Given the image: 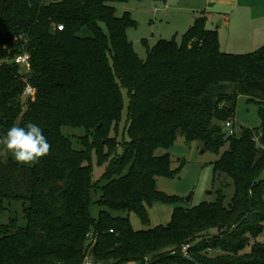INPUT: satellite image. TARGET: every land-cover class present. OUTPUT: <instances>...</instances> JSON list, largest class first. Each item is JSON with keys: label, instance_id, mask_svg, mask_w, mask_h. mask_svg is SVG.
I'll use <instances>...</instances> for the list:
<instances>
[{"label": "trees", "instance_id": "1", "mask_svg": "<svg viewBox=\"0 0 264 264\" xmlns=\"http://www.w3.org/2000/svg\"><path fill=\"white\" fill-rule=\"evenodd\" d=\"M122 1L0 0V136L20 117L28 85L34 101L18 125H39L51 145L21 165L0 144V264H83L91 242L94 264H145L148 255V264H264V243L255 242L264 231V46L223 53L200 17L180 45L160 40L141 60L126 38L134 21L111 5ZM22 54L30 65L24 76L13 62ZM121 88L128 141L117 154L109 128L121 115ZM240 95L257 105L261 127L228 136L224 123ZM62 127L84 128L92 145L74 150ZM178 136L220 155L213 171L231 180L234 196L176 206L167 225L135 231L130 213L147 227L148 206L178 202L156 184L177 175L167 150ZM91 148L99 162L108 150L102 181L91 179ZM92 192L103 208L96 219Z\"/></svg>", "mask_w": 264, "mask_h": 264}, {"label": "rangeland", "instance_id": "2", "mask_svg": "<svg viewBox=\"0 0 264 264\" xmlns=\"http://www.w3.org/2000/svg\"><path fill=\"white\" fill-rule=\"evenodd\" d=\"M169 1L125 0L111 4L117 17L122 16L126 12L129 13L134 21L135 26L127 29L126 38L132 43L134 52L141 60L146 59L147 48H152L160 40L170 41L174 39L175 43L180 45L182 36L191 23V18H199L202 13H208L211 11V9L208 11L207 8L209 4L216 2V0H181L176 6L169 7ZM219 21L223 22V19L218 18L215 20L213 16L206 23V28L216 31L218 47L221 52L243 55L256 52L264 46V0H238V8L231 16L228 27L220 25ZM244 24L246 29L245 26L243 27ZM100 26L106 32L105 26L102 24ZM80 36H89V33L86 29H83L80 32ZM22 69L23 67L19 66V75H23ZM121 95V115L117 122L112 123L109 128L110 136L119 144L116 147L117 154H121V144L128 141L126 129L128 96L124 88H121ZM32 97L25 98L23 94L19 97L22 108L21 115L14 125H18L24 113L28 111L29 104L34 101ZM258 113V107L255 103H249L244 96H238L232 119L235 133H239L241 128L259 129L261 127V119ZM224 130L226 132L225 128ZM61 132L68 137L74 150L84 149L87 144L89 146L92 145V137L88 135L84 128L62 127ZM167 151L172 161L171 169H178L177 175L172 179L157 178L156 184L160 191L170 197H176L178 202H158L148 206L146 208L149 221L147 227L142 224L135 214L130 213L128 216L129 223L135 231L167 225L176 206L181 207L183 210H189L203 203H211L218 197H223L224 203L227 204L234 196L231 180L223 175L215 174L213 171L212 163L218 160L220 155L211 152L204 153L201 143L198 141L186 145L180 136ZM89 153L91 179L93 181H102L109 157L108 150H102L103 160L101 162H99L97 151L94 148H91ZM156 154H163V150H158ZM98 199L99 194L97 192L90 194L89 212L93 219H96L99 211L103 210L96 203ZM262 200L264 201V194L262 195ZM122 215L124 214H118L117 216ZM11 217L14 218V215L9 212L5 213L2 218L6 222ZM255 242L264 243V231ZM251 245H253V241H250ZM93 246L94 243L91 242L88 247L87 253L90 260H93L91 254ZM249 250L250 248H247L245 252H249ZM181 253H183V257L187 261H192L191 256L186 254L183 248ZM214 253L216 251L208 252V255L211 257ZM201 254L203 255V253ZM151 256L148 255L144 258L145 264L149 263Z\"/></svg>", "mask_w": 264, "mask_h": 264}, {"label": "clouds", "instance_id": "3", "mask_svg": "<svg viewBox=\"0 0 264 264\" xmlns=\"http://www.w3.org/2000/svg\"><path fill=\"white\" fill-rule=\"evenodd\" d=\"M0 144L21 165L33 164L48 155L49 144L42 128L35 123L14 125L0 136Z\"/></svg>", "mask_w": 264, "mask_h": 264}, {"label": "crops", "instance_id": "4", "mask_svg": "<svg viewBox=\"0 0 264 264\" xmlns=\"http://www.w3.org/2000/svg\"><path fill=\"white\" fill-rule=\"evenodd\" d=\"M170 1H172V0H170ZM179 1H181V0H179ZM207 8H208V11L210 9H211V11H209L206 14H205V12H204V14L202 13L201 16H199V18L204 17L206 19V23L209 22L213 18V16L215 17V20H217L218 18H222L223 22L219 21V24L228 27V23L230 22L231 16L235 12V10H237V8H238V0H216V2L214 4H209V6ZM194 19H196V17L191 18V20H190L191 23L189 24L186 31L192 26ZM244 26H245V24L243 25V27ZM245 29H246V26H245Z\"/></svg>", "mask_w": 264, "mask_h": 264}, {"label": "built area", "instance_id": "5", "mask_svg": "<svg viewBox=\"0 0 264 264\" xmlns=\"http://www.w3.org/2000/svg\"><path fill=\"white\" fill-rule=\"evenodd\" d=\"M62 29H63V26H61V25L57 26L58 31H62ZM13 62L16 65L23 67V69H25L26 71H29V69H30L29 56L27 54H22V55L15 57ZM33 93H34L33 89L27 85L23 91V96L25 98H29V97L33 96ZM224 128L226 129V133L228 136H233L236 134L235 131L233 130L232 121H226L224 123ZM263 177H264V173H263ZM110 232H112V231H110ZM187 249H188V246H185L183 248V251L185 252ZM83 264H94V263L92 260H90L88 257H86Z\"/></svg>", "mask_w": 264, "mask_h": 264}, {"label": "water", "instance_id": "6", "mask_svg": "<svg viewBox=\"0 0 264 264\" xmlns=\"http://www.w3.org/2000/svg\"><path fill=\"white\" fill-rule=\"evenodd\" d=\"M179 0H172L168 3V6L171 7V6H176V4L178 3ZM123 156V155H122Z\"/></svg>", "mask_w": 264, "mask_h": 264}]
</instances>
